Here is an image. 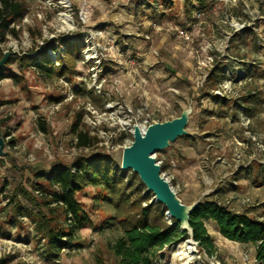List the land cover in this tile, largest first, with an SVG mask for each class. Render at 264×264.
Instances as JSON below:
<instances>
[{
	"label": "rangeland",
	"instance_id": "374dc122",
	"mask_svg": "<svg viewBox=\"0 0 264 264\" xmlns=\"http://www.w3.org/2000/svg\"><path fill=\"white\" fill-rule=\"evenodd\" d=\"M19 1L24 15L11 25L18 35L0 40L4 52L47 51L56 61L66 39L82 44V57L72 73L52 77L16 61L0 81V118L8 117L1 128L8 133V157L0 156V258L7 264H120L111 244L138 209L109 197L104 184L83 183L77 199L86 223L58 252H49L32 210L59 189L49 179L57 163L102 156L119 165L133 140L124 122L170 119L190 104L189 135L156 154L163 172L184 203L210 194L264 221V0ZM188 8L203 10V17L194 20ZM179 28L192 35L189 43L177 37ZM147 54L154 55L149 64ZM77 121L93 140L89 146L78 144ZM132 173L126 180L136 187ZM50 202L54 223L70 226L63 204ZM151 202L157 201L141 206ZM204 224L212 253L192 238L188 249L189 237L163 247L153 264H261L253 244L224 237L211 219Z\"/></svg>",
	"mask_w": 264,
	"mask_h": 264
},
{
	"label": "trees",
	"instance_id": "16d2710c",
	"mask_svg": "<svg viewBox=\"0 0 264 264\" xmlns=\"http://www.w3.org/2000/svg\"><path fill=\"white\" fill-rule=\"evenodd\" d=\"M193 9L188 8L187 10L194 13L195 10ZM198 10L201 9L198 8ZM23 15L22 1L0 0V40H4L8 32L14 36L18 35L16 27L11 25ZM63 42L64 56L62 58L57 56L56 61L47 51L40 52L36 56L11 55L0 68V81L9 75L6 70L8 65L16 61H19L20 65L22 63L33 65L38 72L46 77H52L54 74L72 73L75 70L76 62L81 60L82 44L75 46V43L66 39H63ZM50 45L53 49L55 48L54 50H58L55 43L52 42ZM3 55L4 51L0 47V59ZM7 121L8 117L0 118L1 128ZM42 127L45 128L43 123ZM72 131L77 135L79 145L89 146L92 143L93 140L90 135L79 129V121L72 126ZM7 134V132L3 133L4 138ZM13 141L10 143L12 144ZM7 157L8 154L2 156V161H5L4 159ZM163 168L162 166V171ZM127 171L121 169V164L117 165L111 159L102 156L93 159L78 158L71 166L62 163H57L54 166L49 179L59 189L51 193L52 200L55 203L63 204V211L68 217H72L73 221L67 227L54 223L56 210L48 205L51 203V199L45 200L42 204L38 203L40 209L37 211L32 210L34 212L32 217L37 222L38 230L47 238L49 252L54 253L69 247L73 239L72 236L82 224L86 223V218H84L86 213L81 202L77 199V193L83 183L87 181L94 184H104L109 197L121 199L125 204H130L128 208L131 211L138 209L128 215V226L124 229L123 234L111 244V249L119 257L120 264H153L158 251L163 247L190 237L188 233L181 231L179 223L174 218H170V220L166 218L168 217L165 214L167 208L162 203L151 202L145 207L141 206L142 201L150 200L154 194L147 190L135 172L132 173V178L137 180V185L136 187L131 186V179L130 181L126 180ZM35 175L40 176L45 175V173L36 170ZM131 187L135 189V192H128ZM21 192L27 197H32L26 189H22ZM14 193L17 197V192ZM44 207L51 211L50 215L43 210ZM207 219H211L216 224L224 237L253 244L256 247L257 261L264 264V221L255 219L246 212H235L227 205L212 199L208 194L190 215V223L193 227L192 237L194 241L198 242L199 246L209 253H212L214 243L204 224ZM64 236H68V238H64ZM7 262L6 258H0V264H7Z\"/></svg>",
	"mask_w": 264,
	"mask_h": 264
},
{
	"label": "water",
	"instance_id": "95a60500",
	"mask_svg": "<svg viewBox=\"0 0 264 264\" xmlns=\"http://www.w3.org/2000/svg\"><path fill=\"white\" fill-rule=\"evenodd\" d=\"M12 51H5L0 59V68L7 62ZM193 107L190 104L181 113L170 119L157 120L142 128L138 123L133 125V140L123 148L121 169L137 173L148 191L154 194L157 202L167 208V215L179 223L182 232L193 235L190 215L201 199L184 203L171 181L162 174V165L156 153L165 150L182 136L189 135L187 130ZM5 138L0 126V156L7 152ZM188 239V238H187ZM194 240V239H193Z\"/></svg>",
	"mask_w": 264,
	"mask_h": 264
},
{
	"label": "built area",
	"instance_id": "2783aa9c",
	"mask_svg": "<svg viewBox=\"0 0 264 264\" xmlns=\"http://www.w3.org/2000/svg\"><path fill=\"white\" fill-rule=\"evenodd\" d=\"M203 15H204V12H203V10H197V11H195L194 12V20H198V19H201L202 17H203ZM150 24V23H149ZM150 25H152V27L153 28H155V29H157V26H156V24L155 23H152V24H150ZM177 37L179 38V39H181L182 40V42H184V43H189L191 40H192V35L189 33V32H186V30H183V28H179V29H177ZM88 60V59H87ZM208 61L209 62H207L209 65H210V69H212L216 64H214V65H212L213 63H214V57L213 56H209L208 57ZM203 65V64H202ZM206 65V64H205ZM228 73V72H227ZM102 85V84H101ZM217 93H220L219 91H216ZM108 107V106H107ZM155 121V120H154ZM125 123V125H127V127L130 129V131H131V133H133V126H132V124H130V122L129 121H126V122H124ZM151 122L149 121V120H145L144 122H139L138 124L142 127V128H145L146 126H148L149 124H150ZM157 154V153H156ZM159 161V160H158ZM160 162V161H159ZM162 174L166 177V178H168L167 176H166V174L162 171ZM169 179V178H168ZM71 219H72V217H71ZM194 243L196 244H199L198 242H196V241H194Z\"/></svg>",
	"mask_w": 264,
	"mask_h": 264
},
{
	"label": "crops",
	"instance_id": "0c3cea01",
	"mask_svg": "<svg viewBox=\"0 0 264 264\" xmlns=\"http://www.w3.org/2000/svg\"><path fill=\"white\" fill-rule=\"evenodd\" d=\"M139 14H140V12L136 13L135 17H137ZM148 25H149V20H148ZM146 57L148 58V59H146V61L148 62L147 64H149V61H151V59H153L154 55L151 56L150 54H147Z\"/></svg>",
	"mask_w": 264,
	"mask_h": 264
},
{
	"label": "bare ground",
	"instance_id": "6f19581e",
	"mask_svg": "<svg viewBox=\"0 0 264 264\" xmlns=\"http://www.w3.org/2000/svg\"><path fill=\"white\" fill-rule=\"evenodd\" d=\"M192 240L191 239H188L187 241H186V245H187V247H188V249L189 248H192ZM182 253V252H181Z\"/></svg>",
	"mask_w": 264,
	"mask_h": 264
}]
</instances>
